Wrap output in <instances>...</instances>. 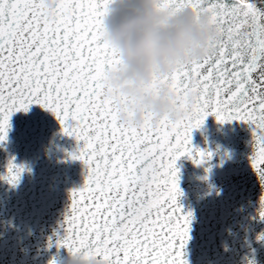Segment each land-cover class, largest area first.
<instances>
[{"label":"snow or ice","instance_id":"obj_1","mask_svg":"<svg viewBox=\"0 0 264 264\" xmlns=\"http://www.w3.org/2000/svg\"><path fill=\"white\" fill-rule=\"evenodd\" d=\"M112 2L58 0L49 19L42 0H0V143L11 116L32 104L51 111L75 138L71 158L86 175L70 194L56 246L81 264H187L191 213L178 205L176 161L187 155L200 165L212 156L191 147L192 131L209 115L248 124L251 166L264 185V10L252 0H160L159 11L206 14L217 39L207 56L149 90L167 86L181 118L153 122L148 115L132 127L118 118L128 101L105 85L119 68L101 39ZM23 171L9 160L0 179L14 185ZM260 205L264 219V195Z\"/></svg>","mask_w":264,"mask_h":264},{"label":"water","instance_id":"obj_2","mask_svg":"<svg viewBox=\"0 0 264 264\" xmlns=\"http://www.w3.org/2000/svg\"><path fill=\"white\" fill-rule=\"evenodd\" d=\"M252 2L264 10V0ZM191 138L194 150L212 156L200 165L187 155L176 161L178 205L191 213L184 259L187 264H264L259 216L264 185L250 162V126L219 123L209 115ZM77 149L75 138L40 105L11 116L7 139L0 143V176L7 174L9 160L24 171L14 185L0 179V264H70L73 256L56 241L63 236L70 194L86 175L84 164L71 158Z\"/></svg>","mask_w":264,"mask_h":264},{"label":"clouds","instance_id":"obj_3","mask_svg":"<svg viewBox=\"0 0 264 264\" xmlns=\"http://www.w3.org/2000/svg\"><path fill=\"white\" fill-rule=\"evenodd\" d=\"M58 0H42L49 19ZM160 0H113L102 26V42L115 50L119 68L108 74L105 85L128 103L119 113L121 123L138 127L146 116L153 122L174 121L182 113L174 106L167 86L149 91L154 80L182 64L199 61L217 39L209 17L190 8L159 11ZM70 264H81L77 258Z\"/></svg>","mask_w":264,"mask_h":264},{"label":"rangeland","instance_id":"obj_4","mask_svg":"<svg viewBox=\"0 0 264 264\" xmlns=\"http://www.w3.org/2000/svg\"><path fill=\"white\" fill-rule=\"evenodd\" d=\"M252 1H257V0H252Z\"/></svg>","mask_w":264,"mask_h":264},{"label":"crops","instance_id":"obj_5","mask_svg":"<svg viewBox=\"0 0 264 264\" xmlns=\"http://www.w3.org/2000/svg\"><path fill=\"white\" fill-rule=\"evenodd\" d=\"M257 1H259V0H257Z\"/></svg>","mask_w":264,"mask_h":264}]
</instances>
